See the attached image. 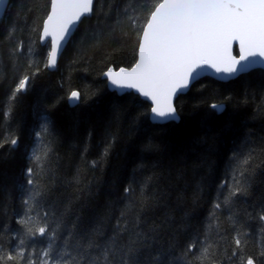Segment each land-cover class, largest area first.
<instances>
[{
    "label": "trees",
    "instance_id": "16d2710c",
    "mask_svg": "<svg viewBox=\"0 0 264 264\" xmlns=\"http://www.w3.org/2000/svg\"><path fill=\"white\" fill-rule=\"evenodd\" d=\"M143 2L96 0L52 72L44 67L50 47L40 40L49 0L10 1L0 23V246L14 251L24 238L28 255L47 245L46 238L25 237L16 223L31 167L62 234L99 229L101 238L122 237V245L135 240L146 264L164 259L162 252L170 253L167 264H185L193 258L183 255L189 239L203 241L211 223L218 225L208 238L218 244L219 264H239L228 258L237 231L245 241L243 255L264 264V70L226 83L204 78L177 99L178 123L153 124L150 103L110 91L103 78L110 67L135 63L138 41L123 9ZM21 40L22 53L13 55ZM35 66L40 71L28 91L9 101L16 78L31 75ZM72 90L81 92L75 107L68 101ZM217 103L225 105L222 113L211 108ZM45 118L47 131L41 127ZM11 138L18 139L15 147ZM45 150L41 168L32 156ZM250 154L246 192L224 205L229 190L222 182L234 184V169L243 171L240 162ZM217 202L222 207L211 220Z\"/></svg>",
    "mask_w": 264,
    "mask_h": 264
},
{
    "label": "snow or ice",
    "instance_id": "6c2138e0",
    "mask_svg": "<svg viewBox=\"0 0 264 264\" xmlns=\"http://www.w3.org/2000/svg\"><path fill=\"white\" fill-rule=\"evenodd\" d=\"M94 4L95 0H49V10L40 29L41 42L50 47L45 68L56 67L73 29L93 14ZM7 6L8 0H0V13L5 12ZM123 12L129 29L135 33L138 41L136 60L127 68L114 70L110 67L104 75L115 89L134 90L149 101V115L156 123L178 119L177 96L194 86L205 69H212L221 76H234L254 69L258 60L264 66V0H145L126 6ZM233 42L238 43V56L233 54ZM23 49L24 41H18L12 50L13 55L22 53ZM32 51V48H28L29 53ZM29 67H34L32 60H29ZM39 71L40 68L35 66L31 75L25 73L17 77L9 101L27 92ZM80 100V91H70V104L75 105ZM211 108L223 112L225 105L212 104ZM10 112L9 107L5 112L6 118ZM47 123L45 118L41 125L43 131H47ZM36 135L39 137L40 133ZM9 143L15 147L18 139L11 138ZM49 150L42 154L33 152L32 159L41 168ZM240 163L244 170L234 169L231 178L234 184L229 185L227 180L221 184V187L227 186L229 190L224 205L231 204V197L246 192L243 177L247 167L252 164V155ZM26 171V183L30 187L23 199L24 212L16 223L24 230L25 237L46 238L47 245L39 252L33 248L28 255L24 238L19 239L14 251H6L0 246V264H146L135 240L122 245V237L114 234L101 238L103 233L99 229L91 234H62L61 220L43 203L45 193L38 188L34 179L37 173L31 167ZM128 191L130 189L126 188L125 192ZM221 207V203H214L211 220L217 219L216 212ZM259 220L264 221V211L259 214ZM214 228L218 231V225L210 223L206 227L203 241L189 239L183 255L191 253L193 258L185 264H219L215 259L218 244L210 242L208 238V232ZM120 231L117 228L116 232ZM140 235L137 233L138 237ZM224 239L220 237L221 241ZM231 242L234 247L229 259L235 258L239 264H258L253 256L243 255L245 241L239 231ZM169 254L162 252L160 256L164 259L155 257L148 264H167ZM33 255L38 259H33ZM260 255L264 256V252Z\"/></svg>",
    "mask_w": 264,
    "mask_h": 264
},
{
    "label": "water",
    "instance_id": "95a60500",
    "mask_svg": "<svg viewBox=\"0 0 264 264\" xmlns=\"http://www.w3.org/2000/svg\"><path fill=\"white\" fill-rule=\"evenodd\" d=\"M10 1H11V0H8V6H9V4H10ZM95 1H96V0H95ZM8 6H7V9H8ZM94 6H95V4H94ZM6 11H7V10H6ZM6 11L3 12V13H0V23H1V21H2V19H3V17H4V15H5ZM80 24H81V23H79V24L73 29V34H72V36L70 37L69 41L66 43V45H65V47H64V49H63V51H62V53L60 54V56H59V58H58V62H57L56 67H54V68H48L49 71H52V72H53V71H55V70L57 69V66H58V63H59V61H60V59H61V57H62V54L64 53L65 49L67 48V46H68L70 40L72 39V37L74 36L75 32L78 30ZM41 44H42L43 46L46 45V44L43 43V42H41ZM232 51H233V54H234V55H237V56L239 55V46H238V43L233 42V45H232ZM236 52H237V53H236ZM112 68H113V67H112ZM113 69H114V70H118V69H115V68H113ZM256 70H264V66H262V64H261V62H260L259 60H258L257 65H256V67H255L254 69L249 70V71H247V72H240V73H237V74L234 75V76H221L220 74L215 73L214 70H212V69H205L204 72H203L202 75L198 78L197 81L202 80V79H204V78H213V79H215V80H217V81L225 82V83H226V82H230V81H232V80H235V79H237L238 77H240V76H242V75H244V74H248V73L253 72V71H256ZM103 78L107 81V83H108V88H109L110 91L115 92V93H117V94L120 95V96H121V95H124V94H127V93H134L135 95L139 96L142 100L146 101L142 96L138 95L134 90H131V89H123V90L115 89L114 87H112V86L110 85V83H109V81H108V79H107V77H106L105 75L103 76ZM197 81H196V82H197ZM196 82H195V83H196ZM191 88H192V87H191ZM191 88H190V89H191ZM190 89H187V90H185L182 94H179V95L177 96L176 100H175V104H176V101H177V99L179 98V96L187 94V93L190 91ZM146 102L150 103L149 101H146ZM79 103H80V101H79ZM79 103H77V104H75V105H73V104H70V105H71V107H75V106H77ZM150 104H151V103H150ZM219 113H222V112H219ZM177 115H178V119H176V120H174V121H171V122H177V123H178V122L180 121V115H179V113H178V110H177ZM150 120H151V122H152L153 124H166V123H169V122L156 123V122H154V121L151 119V117H150Z\"/></svg>",
    "mask_w": 264,
    "mask_h": 264
},
{
    "label": "bare ground",
    "instance_id": "6f19581e",
    "mask_svg": "<svg viewBox=\"0 0 264 264\" xmlns=\"http://www.w3.org/2000/svg\"><path fill=\"white\" fill-rule=\"evenodd\" d=\"M199 81H200V80H199ZM197 82H198V81H197ZM197 82H196V83H197Z\"/></svg>",
    "mask_w": 264,
    "mask_h": 264
}]
</instances>
